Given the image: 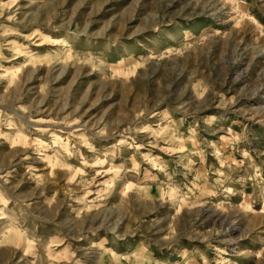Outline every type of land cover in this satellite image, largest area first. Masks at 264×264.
Listing matches in <instances>:
<instances>
[{
  "label": "rangeland",
  "instance_id": "374dc122",
  "mask_svg": "<svg viewBox=\"0 0 264 264\" xmlns=\"http://www.w3.org/2000/svg\"><path fill=\"white\" fill-rule=\"evenodd\" d=\"M0 264H264V0H0Z\"/></svg>",
  "mask_w": 264,
  "mask_h": 264
}]
</instances>
